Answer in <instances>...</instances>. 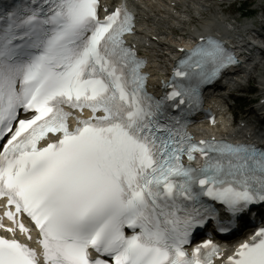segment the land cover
Segmentation results:
<instances>
[{"label": "snow or ice", "instance_id": "snow-or-ice-1", "mask_svg": "<svg viewBox=\"0 0 264 264\" xmlns=\"http://www.w3.org/2000/svg\"><path fill=\"white\" fill-rule=\"evenodd\" d=\"M100 8L18 0L0 11V229L11 234L0 264H264V223L231 249L194 243L264 210V147L188 131L202 86L238 59L201 36L157 99L126 40L133 14ZM24 216L39 251L17 238L32 240Z\"/></svg>", "mask_w": 264, "mask_h": 264}, {"label": "bare ground", "instance_id": "bare-ground-1", "mask_svg": "<svg viewBox=\"0 0 264 264\" xmlns=\"http://www.w3.org/2000/svg\"><path fill=\"white\" fill-rule=\"evenodd\" d=\"M173 3H176L175 7ZM191 6H194L193 2L181 3V0H147L143 6L139 7L141 18L144 21L141 26L144 35L148 37L150 34L158 37V40H152L151 38L145 40V42L150 43L147 50L153 57V69L155 71H160L161 68L158 65L161 64L163 67L164 63L170 59L169 55L173 52L172 47L175 39H177L175 33L186 31L193 19H196L200 25L204 23L212 24L214 27L210 28L211 31L217 35H225L227 40L231 37V39H234V43L235 41L239 45L246 43L242 48L248 54V58L260 60V64L254 65V69L256 71L264 69V8L261 14V21L263 22L261 27L253 28V26L241 25L234 27V22L228 20L222 14L223 10L210 0H206L205 4L198 5L197 8H191ZM204 13L211 15L203 20L199 19V16L201 17ZM193 26L194 30L190 29L191 33L200 29L195 23ZM252 68L253 64L251 63L248 71H251ZM242 74H247L246 70H243ZM251 76L253 77V75ZM261 84H264V78L261 80ZM252 109H249L250 113L254 111Z\"/></svg>", "mask_w": 264, "mask_h": 264}, {"label": "rangeland", "instance_id": "rangeland-1", "mask_svg": "<svg viewBox=\"0 0 264 264\" xmlns=\"http://www.w3.org/2000/svg\"><path fill=\"white\" fill-rule=\"evenodd\" d=\"M247 4L250 5L251 9H254L256 11L255 18H253V19L257 20V18L260 17L261 13L257 14L259 12H257L256 9L262 8L261 10H263L264 6L263 5L261 6V4H264V3L261 0H249ZM239 6H240L239 3L232 5L229 8V12L227 14L228 15L231 14V15H233V17L238 18L240 16V12H241L239 9ZM249 21H250L249 19H245V18L241 20V22H243L242 23L243 25L249 24ZM186 33H188V32H186ZM263 73H264V70H263ZM257 85L258 84L256 83V81L251 80L249 82V84L243 90H241L239 95L246 99V101L248 102V105L245 108H240L238 105L234 106V108H232V111L235 114H239V115L244 117L249 112V109H252L253 105L251 104V101L255 100L257 95L259 94V89L257 88ZM252 90H254L253 93H251Z\"/></svg>", "mask_w": 264, "mask_h": 264}]
</instances>
